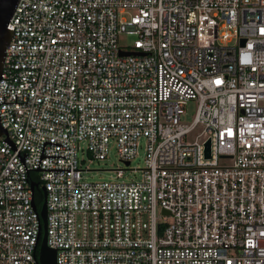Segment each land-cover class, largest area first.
<instances>
[{"label":"built area","instance_id":"built-area-1","mask_svg":"<svg viewBox=\"0 0 264 264\" xmlns=\"http://www.w3.org/2000/svg\"><path fill=\"white\" fill-rule=\"evenodd\" d=\"M8 28L0 264H41L33 172L57 264H264V0H19Z\"/></svg>","mask_w":264,"mask_h":264},{"label":"rangeland","instance_id":"rangeland-1","mask_svg":"<svg viewBox=\"0 0 264 264\" xmlns=\"http://www.w3.org/2000/svg\"><path fill=\"white\" fill-rule=\"evenodd\" d=\"M135 36L122 33L120 36V44L122 46H131ZM197 103L192 101L186 106V114L183 120L191 122L195 116ZM81 159L84 160L83 168L90 169L85 172V178L90 182L112 181L117 178L116 169L127 168L126 163L121 161L116 145H110L109 155L105 160L94 159L87 150L81 152ZM130 168H139L137 171L128 169L125 173V180H138L142 178V171L140 168L145 167V141L142 139L138 150V155L131 161Z\"/></svg>","mask_w":264,"mask_h":264},{"label":"water","instance_id":"water-1","mask_svg":"<svg viewBox=\"0 0 264 264\" xmlns=\"http://www.w3.org/2000/svg\"><path fill=\"white\" fill-rule=\"evenodd\" d=\"M19 0H0V79L2 78L4 70V62L6 59V47L10 44L14 37V31L8 28V24L14 14L16 6ZM123 55L130 54L129 52H122ZM140 54V52H138ZM5 94V93H4ZM29 95V93H28ZM28 102V101H27ZM27 102H4L2 103H27ZM1 104V103H0ZM7 134L5 127L1 123V113H0V136ZM208 154L210 151V141L207 143ZM129 164V162H127ZM35 187V186H34ZM44 192V202L42 205L40 213V229H41V242L39 246V260L41 264H57V252L54 248H51L47 242V191L43 188ZM34 207L38 210L36 201L34 200Z\"/></svg>","mask_w":264,"mask_h":264},{"label":"trees","instance_id":"trees-1","mask_svg":"<svg viewBox=\"0 0 264 264\" xmlns=\"http://www.w3.org/2000/svg\"><path fill=\"white\" fill-rule=\"evenodd\" d=\"M36 177H38V174L33 172L31 174V178H33L37 184L36 189H35V200H36L38 209L41 210L43 202H44V192H43L40 181L35 179Z\"/></svg>","mask_w":264,"mask_h":264}]
</instances>
